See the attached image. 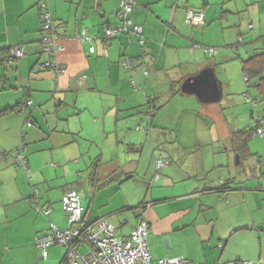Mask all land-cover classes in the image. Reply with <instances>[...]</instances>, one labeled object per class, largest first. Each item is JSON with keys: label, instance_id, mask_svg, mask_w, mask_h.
<instances>
[{"label": "crops", "instance_id": "1", "mask_svg": "<svg viewBox=\"0 0 264 264\" xmlns=\"http://www.w3.org/2000/svg\"><path fill=\"white\" fill-rule=\"evenodd\" d=\"M134 2L143 44L131 26L108 35L123 24L120 0H48L55 75L40 67L37 0H0V48L24 51L0 56V264H59L57 246L43 259L34 239L66 227L70 190L83 225L104 218L127 238L143 215L153 260L264 264V0ZM206 67L220 87L207 103L180 90ZM34 186L47 216L32 208Z\"/></svg>", "mask_w": 264, "mask_h": 264}, {"label": "built area", "instance_id": "2", "mask_svg": "<svg viewBox=\"0 0 264 264\" xmlns=\"http://www.w3.org/2000/svg\"><path fill=\"white\" fill-rule=\"evenodd\" d=\"M119 18L122 25L115 30L107 29L108 35L116 34L117 32L127 30L131 26V31L138 36L139 43H144V38L141 35L142 29L140 26L133 24L129 17L132 12L134 0H120ZM39 7L44 13V35L42 37V45L47 53H52L59 50L60 47L53 42L51 35V25L49 21V12L46 9L45 0H41ZM202 13L189 9L186 12V18L191 24L198 25L202 23ZM82 38L89 41L90 38L83 34ZM209 52H214L213 48L207 49ZM206 50V51H207ZM23 55L21 47H13L10 50L8 61L19 58ZM49 61L44 65L47 66ZM55 63L54 58L51 64ZM122 66L127 71H132L134 63L131 58H123ZM30 101H26L18 108L24 110ZM30 122H27L29 125ZM258 132L261 134V130ZM25 149L20 147L14 154L15 164L22 167H27L26 157L24 156ZM9 154L0 148V157ZM166 162L157 160V167L162 166ZM32 208L38 212L48 215L50 209L42 207L39 204L40 194L37 187L32 188ZM63 213L67 217L66 227L59 228L53 223L50 228L43 233H38L34 239L35 246L40 251L41 258L47 256V249L51 245H61L66 248V253L62 257L59 264H194L189 260L178 258H159L153 260L147 246V236L149 225L140 215L136 226H134L127 238L115 235V226L106 219H98L97 221L83 225L82 224V206L80 204L79 195L70 190L66 192L61 200ZM87 246L88 250L81 253L80 249ZM242 264H251L243 262Z\"/></svg>", "mask_w": 264, "mask_h": 264}, {"label": "water", "instance_id": "3", "mask_svg": "<svg viewBox=\"0 0 264 264\" xmlns=\"http://www.w3.org/2000/svg\"><path fill=\"white\" fill-rule=\"evenodd\" d=\"M184 93L194 94L202 102L215 101L220 95V87L213 69L206 67L195 75L186 77L180 85Z\"/></svg>", "mask_w": 264, "mask_h": 264}, {"label": "trees", "instance_id": "4", "mask_svg": "<svg viewBox=\"0 0 264 264\" xmlns=\"http://www.w3.org/2000/svg\"><path fill=\"white\" fill-rule=\"evenodd\" d=\"M40 1L41 0H37V3H36V8H37V10H38V14H39V26H40V32L44 35V30H43V25H44V13H43V10H41L40 9V7H39V3H40ZM45 2H46V9L48 10V12H49V21H50V25H51V35H52V38H53V42L56 44V40H55V33H54V28H53V26H55L54 24V19L52 18V16H51V13H50V6H49V3H48V0H45ZM120 5V4H119ZM119 10H120V6H119ZM191 10H193V11H200V10H196V9H191ZM187 11H188V9H187ZM186 11V12H187ZM201 12V11H200ZM202 13V12H201ZM202 15H203V13H202ZM187 19V18H186ZM203 19H204V17H202V23L201 24H198V25H202L203 24ZM188 21V20H187ZM189 23H190V21H188ZM127 31V30H126ZM142 35V34H141ZM90 38V37H89ZM91 40V39H90ZM89 40V41H90ZM41 42H42V40H41ZM43 43V42H42ZM43 46V45H42ZM11 48L12 47H10V48H0V56L2 57V59H3V61H5V62H7L8 61V56L10 55V50H11ZM232 49H234L235 50V47L233 46V47H231ZM42 51H43V53L45 54V56H44V59L43 60H41L40 62V67L41 68H43V69H45V70H52V71H54V74L55 75H57L60 71H61V67L59 66V64L56 62V58H55V53L58 51V50H56V51H54V52H52V53H47L46 51H45V49L42 47ZM24 52V51H23ZM216 51H214L213 53H215ZM237 56V55H236ZM20 58V57H19ZM54 58V60H55V63H53V64H51V60ZM5 59V60H4ZM18 58H15V59H13V60H10L9 62H14V61H16ZM47 61H49V63H48V65L47 66H45L44 64L47 62ZM245 82H247V80L245 79ZM246 99H248V98H246ZM25 103V102H24ZM28 122H30L29 123V125H32V123H31V121H28ZM257 132H258V129H257ZM241 133V132H240ZM244 134H246V133H244ZM258 134L259 135H261L259 132H258ZM244 144V143H243ZM241 146H245V144L244 145H241ZM240 146V147H241ZM20 147H22V148H24L25 150H26V148H25V146L24 145H19L18 147H16V149H15V151H17ZM7 156V155H6ZM8 156H10V153L8 154ZM3 157V156H2ZM26 161H27V159H26ZM215 190L216 191H226V190H230V187L228 186V184H222V185H220V186H218V187H216L215 188ZM65 215V214H64ZM141 215V214H140ZM142 217H143V215H142ZM144 219V218H143ZM148 224V223H147ZM243 262H241V264H242Z\"/></svg>", "mask_w": 264, "mask_h": 264}, {"label": "rangeland", "instance_id": "5", "mask_svg": "<svg viewBox=\"0 0 264 264\" xmlns=\"http://www.w3.org/2000/svg\"><path fill=\"white\" fill-rule=\"evenodd\" d=\"M249 28H251V27H249ZM241 42V41H240ZM217 50V49H216ZM236 61H238V60H236ZM232 63H235V62H232ZM231 63V64H232ZM232 65H236V64H232ZM204 148H209V145H205L204 146ZM125 191V190H124ZM129 192H131V191H129ZM129 192H127L126 193V191H125V193L126 194H129ZM65 220L67 221V217L65 216ZM55 246H57V249H59L60 251H61V256H63L65 253H66V248L64 247V246H61V245H53V247H55ZM87 250H88V247L87 246H83L81 249H80V252L81 253H85V252H87ZM62 259V258H61ZM61 261V260H60ZM60 263V262H59Z\"/></svg>", "mask_w": 264, "mask_h": 264}]
</instances>
